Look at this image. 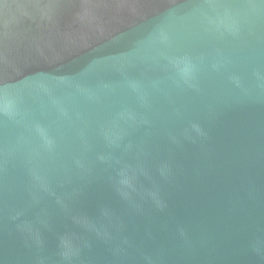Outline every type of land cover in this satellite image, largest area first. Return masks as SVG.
Returning a JSON list of instances; mask_svg holds the SVG:
<instances>
[{
    "label": "water",
    "instance_id": "95a60500",
    "mask_svg": "<svg viewBox=\"0 0 264 264\" xmlns=\"http://www.w3.org/2000/svg\"><path fill=\"white\" fill-rule=\"evenodd\" d=\"M0 264H264V0H0Z\"/></svg>",
    "mask_w": 264,
    "mask_h": 264
}]
</instances>
